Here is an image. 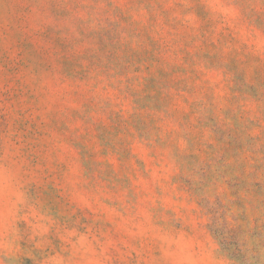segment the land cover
Returning <instances> with one entry per match:
<instances>
[{
	"label": "rangeland",
	"instance_id": "1",
	"mask_svg": "<svg viewBox=\"0 0 264 264\" xmlns=\"http://www.w3.org/2000/svg\"><path fill=\"white\" fill-rule=\"evenodd\" d=\"M0 264H264V0H0Z\"/></svg>",
	"mask_w": 264,
	"mask_h": 264
}]
</instances>
